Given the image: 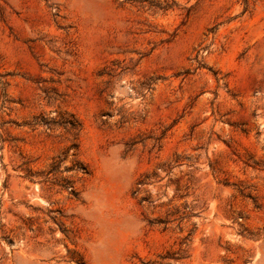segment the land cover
<instances>
[{
  "label": "rangeland",
  "instance_id": "rangeland-1",
  "mask_svg": "<svg viewBox=\"0 0 264 264\" xmlns=\"http://www.w3.org/2000/svg\"><path fill=\"white\" fill-rule=\"evenodd\" d=\"M0 264H264V0H0Z\"/></svg>",
  "mask_w": 264,
  "mask_h": 264
}]
</instances>
